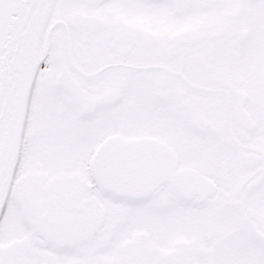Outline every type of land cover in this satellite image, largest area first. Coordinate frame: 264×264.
Here are the masks:
<instances>
[{
	"label": "snow or ice",
	"instance_id": "obj_1",
	"mask_svg": "<svg viewBox=\"0 0 264 264\" xmlns=\"http://www.w3.org/2000/svg\"><path fill=\"white\" fill-rule=\"evenodd\" d=\"M0 264H264V0H0Z\"/></svg>",
	"mask_w": 264,
	"mask_h": 264
}]
</instances>
